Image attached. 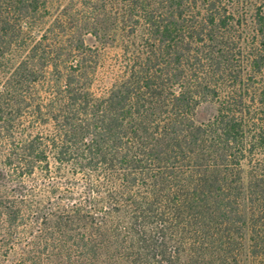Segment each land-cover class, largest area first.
<instances>
[{"label": "trees", "instance_id": "1", "mask_svg": "<svg viewBox=\"0 0 264 264\" xmlns=\"http://www.w3.org/2000/svg\"><path fill=\"white\" fill-rule=\"evenodd\" d=\"M0 264H264V7L0 0Z\"/></svg>", "mask_w": 264, "mask_h": 264}, {"label": "rangeland", "instance_id": "2", "mask_svg": "<svg viewBox=\"0 0 264 264\" xmlns=\"http://www.w3.org/2000/svg\"><path fill=\"white\" fill-rule=\"evenodd\" d=\"M253 1H256L257 4L260 5L261 7H264V0H253ZM67 2L68 0H56V3L59 4L60 7L64 6Z\"/></svg>", "mask_w": 264, "mask_h": 264}]
</instances>
